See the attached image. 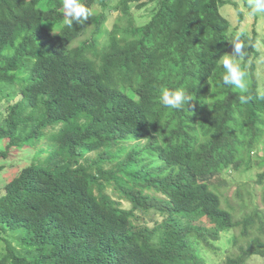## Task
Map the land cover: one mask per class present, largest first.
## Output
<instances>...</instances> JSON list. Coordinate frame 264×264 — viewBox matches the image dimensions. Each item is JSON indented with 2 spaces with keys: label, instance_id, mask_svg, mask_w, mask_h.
<instances>
[{
  "label": "trees",
  "instance_id": "obj_1",
  "mask_svg": "<svg viewBox=\"0 0 264 264\" xmlns=\"http://www.w3.org/2000/svg\"><path fill=\"white\" fill-rule=\"evenodd\" d=\"M81 2L93 14L69 29L62 0H0V162L32 159L2 188L0 264H205L199 245L213 249L225 231L239 235L224 264L264 259L260 206L242 213L244 187L240 212L220 197L224 175L253 163L264 186V82L248 55L252 99L222 83L226 1ZM112 11L107 42L81 41ZM164 88L185 89L193 105L164 107ZM152 211L154 228L140 217ZM203 218L214 227L195 224Z\"/></svg>",
  "mask_w": 264,
  "mask_h": 264
},
{
  "label": "rangeland",
  "instance_id": "obj_2",
  "mask_svg": "<svg viewBox=\"0 0 264 264\" xmlns=\"http://www.w3.org/2000/svg\"><path fill=\"white\" fill-rule=\"evenodd\" d=\"M148 1V0H147ZM226 1V5L222 8L223 15L230 21L231 23V36L235 35L236 33L241 34V38L243 39L244 43L247 45L245 49V55L243 57L246 58V56L251 55L250 63H257L258 64V76L260 77V81L264 82V14H258L256 16H250L248 14L247 9V0H224ZM156 8V4H150L145 9L138 11L135 14V17L139 21V24H145L148 22L152 17V11ZM101 8L96 7L95 10L99 11ZM120 12L112 11L110 13V17L106 23V25L103 27L102 32L100 35L95 36L93 34V29H90L88 32V35L83 37L81 41H85L88 39H96L97 41L103 43L107 42L109 39V32L112 30V27L114 25L115 19L120 16ZM49 28V25H47ZM52 29V32H57V28L50 26ZM258 40L255 43L256 50L259 52V57L257 58L254 51H251L252 44L254 41ZM231 51H232V45H231ZM230 51V53H231ZM242 59V60H243ZM263 74V75H261ZM263 77V78H261ZM260 82V83H261ZM263 84V83H261ZM6 147V143L2 142L0 143V149H3ZM264 144L260 145V148L258 150V155L261 158H264ZM15 159H11L10 162L7 163V165H2L3 163L0 162V167H3V170L0 172V195L4 194L3 185L7 183L8 181L12 180L17 173L26 165L30 163L32 160L30 156L27 157L26 152L21 153H15L14 157ZM244 170V169H243ZM260 168L257 166L256 163H253L252 168L250 171H231L230 174L224 175V180L227 182L228 185L225 187H221L220 185V197L222 198L223 204L225 206H228L229 203L232 204L233 207H237L239 209V212L241 211L240 202L242 198L240 199L238 197L239 190L241 187H244V193L247 194L246 204L247 207H243L242 213L246 214L251 212L257 205L260 207L261 214L264 215V205L263 201L261 199L263 193H264V186L260 187L257 184L258 180V174L260 173ZM253 193V199H251L250 196H248V193ZM253 201L257 204L255 205ZM124 207L129 208L130 204L127 201H123ZM140 217L144 218V221H146L149 224L150 228H154L155 223L154 220H162L161 216L158 214H155L154 211H152L149 214H143L140 213ZM198 226H203L204 229H211L214 227V225L207 219L203 218L195 223ZM239 235V231H225L220 233V240L218 242H213L214 248L210 249H204V245H199V256L203 260L205 264H224V261L228 257V255L234 250L232 241L236 236ZM0 236L6 237V235L1 234ZM7 237H11L10 235H7ZM17 246V244L15 245ZM5 247V242L0 239V251H2ZM252 264H264V259L261 258H255L251 261Z\"/></svg>",
  "mask_w": 264,
  "mask_h": 264
},
{
  "label": "clouds",
  "instance_id": "obj_3",
  "mask_svg": "<svg viewBox=\"0 0 264 264\" xmlns=\"http://www.w3.org/2000/svg\"><path fill=\"white\" fill-rule=\"evenodd\" d=\"M247 9L250 16L264 14V0H247ZM61 12L63 14L62 24L69 29L73 28L74 22L84 25L93 14L81 0H62ZM241 37L240 33H236L225 39L232 45V51L221 55L218 62L224 69L221 77L223 85L234 86L238 89L241 93L239 102L247 104L252 97L246 95L248 92L247 73L240 63L247 47ZM259 96L264 99V92L259 93ZM159 99L160 103L169 109H181L184 105L190 108L194 102L192 96L183 88L175 90L164 88L161 90Z\"/></svg>",
  "mask_w": 264,
  "mask_h": 264
}]
</instances>
